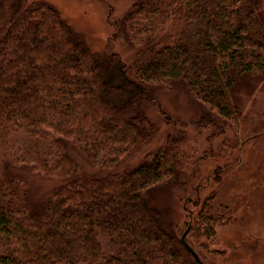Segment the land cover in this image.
<instances>
[{
    "label": "trees",
    "instance_id": "1",
    "mask_svg": "<svg viewBox=\"0 0 264 264\" xmlns=\"http://www.w3.org/2000/svg\"><path fill=\"white\" fill-rule=\"evenodd\" d=\"M262 1L133 0L120 23L136 50L127 64L96 56L54 6L0 0V264H198L155 202L189 185L205 156L180 133L137 169L118 168L158 130L143 100L179 83L204 108L200 127L241 122L234 86L264 77ZM74 148L95 171L80 169ZM33 175L57 182L39 206ZM191 201L186 241L210 251L232 214L209 202L196 214Z\"/></svg>",
    "mask_w": 264,
    "mask_h": 264
},
{
    "label": "rangeland",
    "instance_id": "2",
    "mask_svg": "<svg viewBox=\"0 0 264 264\" xmlns=\"http://www.w3.org/2000/svg\"><path fill=\"white\" fill-rule=\"evenodd\" d=\"M35 1L54 6L76 36L85 40L99 58L112 52L119 54L127 64L136 60V50L120 31V23L133 0ZM233 94L243 109V118L238 125H224L223 132L199 126L204 108L184 83L160 94L155 101L144 99L141 111L158 130L151 142L137 156L121 164L118 170L137 169L149 154L156 153L166 144L169 136L184 133L205 157L198 160L189 185L163 189L157 193L159 197L155 203L162 208L167 206L183 234L187 227L182 201L192 200L188 207L196 214L201 203L205 202H209L215 211L229 207L232 220L229 225L218 229L215 239L209 242L210 251L195 246L203 262L264 264V77L242 75ZM71 155L80 169L95 171L82 149L74 148ZM21 174L28 172L21 171ZM56 184L33 175L31 201L36 206L41 205ZM195 203L199 205L195 206Z\"/></svg>",
    "mask_w": 264,
    "mask_h": 264
},
{
    "label": "water",
    "instance_id": "3",
    "mask_svg": "<svg viewBox=\"0 0 264 264\" xmlns=\"http://www.w3.org/2000/svg\"><path fill=\"white\" fill-rule=\"evenodd\" d=\"M188 231H186L183 236H182V242L184 243V245L187 247V249L190 251V253L193 255V257L195 258L196 262L198 264H205L203 262V260L201 259L200 255L197 253V251L191 246L189 245V243H187L186 241V236H187Z\"/></svg>",
    "mask_w": 264,
    "mask_h": 264
},
{
    "label": "bare ground",
    "instance_id": "4",
    "mask_svg": "<svg viewBox=\"0 0 264 264\" xmlns=\"http://www.w3.org/2000/svg\"><path fill=\"white\" fill-rule=\"evenodd\" d=\"M183 236V235H182Z\"/></svg>",
    "mask_w": 264,
    "mask_h": 264
}]
</instances>
